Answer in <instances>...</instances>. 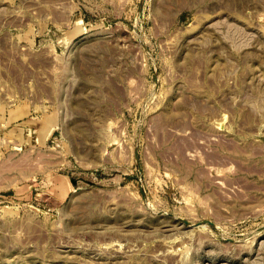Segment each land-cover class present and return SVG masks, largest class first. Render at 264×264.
<instances>
[{"label":"rangeland","instance_id":"374dc122","mask_svg":"<svg viewBox=\"0 0 264 264\" xmlns=\"http://www.w3.org/2000/svg\"><path fill=\"white\" fill-rule=\"evenodd\" d=\"M0 264H264V0H0Z\"/></svg>","mask_w":264,"mask_h":264}]
</instances>
